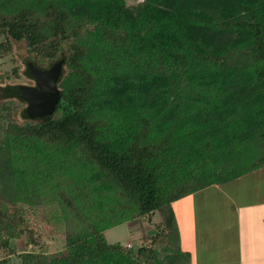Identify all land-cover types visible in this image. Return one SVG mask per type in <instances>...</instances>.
Masks as SVG:
<instances>
[{"label":"trees","instance_id":"obj_1","mask_svg":"<svg viewBox=\"0 0 264 264\" xmlns=\"http://www.w3.org/2000/svg\"><path fill=\"white\" fill-rule=\"evenodd\" d=\"M20 50L0 73V264H193L175 202L264 168V0H0V55ZM58 61L41 114L10 80Z\"/></svg>","mask_w":264,"mask_h":264},{"label":"rangeland","instance_id":"obj_2","mask_svg":"<svg viewBox=\"0 0 264 264\" xmlns=\"http://www.w3.org/2000/svg\"><path fill=\"white\" fill-rule=\"evenodd\" d=\"M140 1L142 0H129L130 3ZM18 54L19 59L15 62L11 60V55H0V73L12 72L16 64L25 69L26 54L24 50H20ZM10 82L35 85V81L25 73L21 77L13 76ZM203 190L183 197L175 203V212L182 229V246L184 244V248L191 251L193 264H240L236 225L240 213L239 210H234L233 200L238 203L247 201L250 204L260 194H264V168L245 174L231 183ZM262 197L263 206L259 210L255 209L257 206L252 208L254 220L256 212L261 219L264 218V195ZM247 210L248 208H245L244 212L252 213ZM159 219V215L156 214L154 220L149 221L147 225H143L141 221H138L135 227L123 223L107 230L106 235L111 243L131 242L138 245L139 237L145 231L149 233L156 231L155 224ZM29 221L36 225L40 240L49 244L50 252H58L63 248V236L55 234L51 222L44 219L42 206L29 209ZM30 241L24 237L13 246L17 251L31 250L33 248ZM4 256L5 251L0 250V258Z\"/></svg>","mask_w":264,"mask_h":264},{"label":"crops","instance_id":"obj_3","mask_svg":"<svg viewBox=\"0 0 264 264\" xmlns=\"http://www.w3.org/2000/svg\"><path fill=\"white\" fill-rule=\"evenodd\" d=\"M263 195L260 194L259 197L253 200L250 204L247 201L238 203V201L235 202L233 200V204L235 205L234 210H239L240 213L239 216L237 217L239 218V220H237V224H236L238 229L237 246L239 247L240 264H254V262L256 264H264V218L261 219L258 212H256V214L254 215L255 218L254 220L253 219L254 213L252 211V208L255 206H257L255 207V209L258 210L263 206L262 203ZM188 196H191V194ZM245 208H248L247 212L252 211V213L251 214L245 213L244 212ZM181 235H182V229H181ZM183 249H185L184 244H183Z\"/></svg>","mask_w":264,"mask_h":264},{"label":"water","instance_id":"obj_4","mask_svg":"<svg viewBox=\"0 0 264 264\" xmlns=\"http://www.w3.org/2000/svg\"><path fill=\"white\" fill-rule=\"evenodd\" d=\"M28 75L35 85H20L22 96L41 114L52 113L61 97L57 81L61 74L62 63L56 62L52 67L42 69L30 62Z\"/></svg>","mask_w":264,"mask_h":264}]
</instances>
